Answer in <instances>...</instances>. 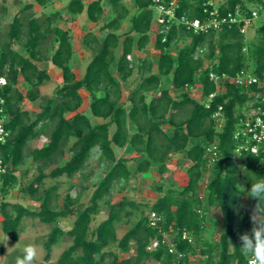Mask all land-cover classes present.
<instances>
[{
	"label": "trees",
	"instance_id": "obj_1",
	"mask_svg": "<svg viewBox=\"0 0 264 264\" xmlns=\"http://www.w3.org/2000/svg\"><path fill=\"white\" fill-rule=\"evenodd\" d=\"M31 1L13 15L5 31L0 30V76L6 79L0 86V100L4 101L5 128L9 131L7 140L0 144V160L6 166V171L0 175V191L5 195L15 185L16 169L30 157L38 163V173L22 190L39 205L29 209L19 202L2 201V231L17 241L23 217L52 224L41 241L45 260L50 258L52 246L60 238L71 237V244L60 253L56 264H148L149 260L162 264H246L238 237L250 230L251 223L248 214L238 210L240 200L246 197L238 186L247 188L256 179L264 178V168L258 165L255 155L235 153L239 142L234 133L240 120L246 118L244 110L249 96L242 86L228 80L217 84L209 73L233 76L241 69L251 68L255 76L264 81V23L257 27L261 42L252 45L249 55L244 52L242 22L223 24L218 30L207 33H193L172 25L165 34H155L154 47L159 51L156 64L141 57L135 66L133 48L142 50L150 41L152 0H133L137 12L130 16V28L122 40L116 30L129 15V9L122 0H106L111 15L98 28L100 33L106 32L100 37L91 30L82 35L81 42L92 51V57L83 75L77 78L69 64L73 55L69 30L53 23L61 19V14L55 11L42 18L34 16L31 12L34 2L45 5L51 0ZM103 3L104 0H91L87 4L83 0H69L66 9L71 15L84 11L88 21L97 22L104 13ZM250 3L257 13L264 10V0H225L218 5V11L224 15L238 7L250 15L252 8L247 5ZM202 8L198 0H178L176 15L202 19L206 15ZM5 10L4 6L0 7V13ZM179 40L183 41L182 47L176 45ZM14 43L19 49L13 47ZM43 45L47 46L44 51ZM117 47L121 51L115 57ZM174 47L177 48L173 53ZM49 51L51 54L45 55ZM44 59L57 67L61 77V85L56 86L50 96H42L39 90V86L50 79L46 70L39 69L35 63ZM134 74L139 76V81L124 98L122 82ZM163 77H169L168 86H162ZM20 80L24 91L20 89ZM195 86L199 88L198 99L188 92ZM220 86L225 88L224 92L219 91ZM82 89L89 96L91 115L102 119L101 122L92 124L80 110ZM170 89L179 92L172 96ZM210 94L213 96L208 100ZM23 99H40V110L34 115L23 110L20 107ZM66 113L71 115L66 116ZM220 118L223 123L218 126ZM42 137L45 140L40 147L28 149L31 139ZM210 145H215L213 160L208 155ZM115 148H125L137 156L117 157ZM92 150L98 152L105 164L104 174L87 205L77 213L72 226L64 230L59 221L74 213L73 206L79 196L73 195L75 188L69 186L60 208L58 185L45 187L44 180L62 175L73 177L86 166ZM175 152H183L189 163L187 180L177 194L170 189L150 206V211L162 218L160 231L151 227L147 215L143 214L118 238L115 223L122 215L130 217L139 207L126 198L111 203L106 218L90 229L93 215L100 211L101 204L108 203L106 197L115 183L125 182L133 173L146 172L157 163L158 170L164 172L166 160ZM66 154L68 158L63 161ZM131 159L136 160L134 171L127 165ZM52 163L55 165L46 173L44 168ZM207 166L210 177L204 201L199 182ZM247 200L253 207L255 201ZM203 203L220 209L218 246L203 236L207 218L206 208H200ZM126 207L131 210H125ZM161 231L170 233L171 243L180 257L170 253L169 244L165 242L156 250L146 249L152 238L161 239ZM183 231L190 233L194 241L182 238ZM131 241L135 243V252L130 256L120 257L107 250L111 243L117 242L120 252H128ZM3 253L4 247L0 245V257ZM195 253L199 254L196 263L190 259V254ZM20 255L22 253H18Z\"/></svg>",
	"mask_w": 264,
	"mask_h": 264
},
{
	"label": "rangeland",
	"instance_id": "obj_2",
	"mask_svg": "<svg viewBox=\"0 0 264 264\" xmlns=\"http://www.w3.org/2000/svg\"><path fill=\"white\" fill-rule=\"evenodd\" d=\"M69 0H51L45 5H39L37 3H33V7L31 8V12L34 16L42 18L44 15L53 13L55 11L61 14V19L55 20L53 23L62 26L64 28H68L69 34L71 37V44L73 49V55L69 61L72 71L75 73L76 77L79 78L83 75L85 67L89 60L92 57V51L86 48L82 42V35L91 30L96 32L97 36L100 37L104 32L100 33L98 28L106 22L111 15L110 7L108 2L104 0V13L102 17L97 22H90L87 20L85 12L83 11L77 15H71L67 12V4ZM91 0H83L84 3H88ZM216 4L223 3L225 0H214ZM27 2H32L31 0H0V7L4 6L5 11L0 13V30L5 31L8 23L12 20L13 15ZM123 4L129 9V15L121 21V26L116 32L121 35L120 40H122L123 35L130 28V16L137 12L133 4V0H122ZM253 10H255L253 5L247 4ZM63 18V19H62ZM264 23V10L257 13V16L251 20V22L243 29L241 32L244 36V52L246 55H249V50L253 44L261 42L259 40V35L257 32V27ZM155 30L156 24L152 20L151 29L149 32L150 41L142 50H136L133 48L132 53V63L137 66L139 63L138 60L141 57H146L151 60L154 65L157 62V58L159 55L158 49L154 47L155 40ZM177 47L183 46V41L179 40L177 42ZM44 46V45H43ZM15 49H19V45L17 43L13 44ZM45 47L42 48L44 51ZM173 48V53L176 52V48ZM120 47L114 49V55L117 57L120 53ZM206 48H204V52ZM51 51L45 52V55L49 56ZM208 61L204 60V63L207 64ZM247 62H250L249 60ZM49 63V61H48ZM47 63V64H48ZM51 66L50 73H54L53 70H56L57 67L52 63H49ZM42 65H45L42 63ZM153 65V66H154ZM155 69V66H154ZM251 70V68H249ZM169 77L162 78V86H168ZM139 81V76L134 74L129 77L127 80L122 82L123 88V97L130 93V91L137 85ZM219 81H223L222 79ZM219 84V82H218ZM61 85V82L57 80H48L39 86L40 94L42 96H50L53 94V91L56 86ZM225 88L220 86L219 91L224 92ZM179 91L171 90L170 93L172 96L178 94ZM189 94L192 97L199 98V88L198 86L191 87L188 89ZM81 94L83 96V101L80 106V110L83 111L89 118L92 124L101 122L102 119L98 117H94L91 115L88 105H89V96L87 95L85 90H81ZM149 98V96H148ZM125 102V100H124ZM125 104H128L126 102ZM22 106V105H21ZM31 115H34L36 112L40 110V99L31 102L26 107ZM71 113H66V116H70ZM222 118L218 120L219 124L222 123ZM167 126L165 125L164 128ZM45 137L40 139L35 138L31 139L28 142V149H32L35 147H39L43 144ZM73 141V138L70 139V142ZM115 155L117 157L121 156H129L133 158L137 156L135 153L130 152L125 148H115ZM68 158V154H66L63 158L65 161ZM188 162L183 157V152H175L172 153L165 162L166 169L164 172H160L158 170V163L155 166L151 167L150 170L143 173H133L125 182L115 183V185L111 188V192L106 197L108 203L101 204L100 211L93 215L90 222V229L95 228L99 222L106 218L109 205L111 203L118 202L122 198H126L127 200L135 201L139 207L138 209H134L130 217H126L122 215L120 220L115 223L116 234L117 237L120 238L125 231L132 226L134 222H136L141 215H147L150 212V206L156 200L157 197L161 196L168 190H172L174 194H177L184 186L187 180V167ZM55 165V163L47 164L44 168L46 173ZM128 167L131 171H134L136 160L131 159L127 162ZM38 163H34L30 157H26L15 171V175L17 177V181L15 185L8 189L7 194H2L0 191V203L2 201L8 202H19L20 204L28 207L29 209H35L38 207L39 202L31 200L28 195L23 192L22 187H24L34 176L38 173ZM105 171V164L100 160L98 156V152L96 150H92L91 157L88 159L86 166L79 172H77L73 177L69 178L65 175H62L57 178L47 177L44 180V186L48 187L52 184L58 185V193L59 197L57 199L58 207L62 208L63 197L67 193L69 186L73 185L75 189L72 190L73 195L79 196V201L75 203L73 206L74 213L67 215L59 221V226H61L64 230H68L77 215V213L83 209L90 198L92 191L94 190L96 184L101 179L102 175ZM210 177V167L207 166L206 169L203 170L202 177L199 182V192L200 196L204 199L206 195L205 186ZM205 201V199H204ZM206 208V221H205V230L203 232V236L206 239L211 240L218 246L219 235L221 232V214L220 209L216 206H209L205 203L200 205V208ZM252 209V205L247 200L246 197H243L240 200L238 210L248 214L250 217V211ZM125 210H131L130 207H126ZM66 220V221H65ZM65 221V222H64ZM250 221V219H249ZM52 224H45L39 221L38 218L31 217H23L21 220V232L17 241H13L10 237L7 242V247L3 244L4 232L1 229V220H0V245L4 247L3 256L0 257V264H15L16 257L18 253H22L23 247L28 243H35L39 246L40 249V258L38 260V264H56V260L60 253L66 249L71 244V237L63 236L58 240V242L52 246L50 259L47 261L44 259L45 250L43 249L41 241L45 237V235L50 231ZM175 232L172 233V235ZM168 238V235H167ZM192 238V242H193ZM217 249V248H216ZM108 251L116 252L120 257H127L135 252V243L131 241L130 250L128 252H120L117 247V242L111 243L107 247ZM215 255L218 254V251L215 250ZM199 254H190V259L193 260L194 263L198 261ZM107 262V261H106ZM108 264V263H104ZM148 264H162L155 260H149Z\"/></svg>",
	"mask_w": 264,
	"mask_h": 264
},
{
	"label": "built area",
	"instance_id": "obj_3",
	"mask_svg": "<svg viewBox=\"0 0 264 264\" xmlns=\"http://www.w3.org/2000/svg\"><path fill=\"white\" fill-rule=\"evenodd\" d=\"M202 3V10L205 13V17L189 18L187 15H176V8L178 7V0H152L150 5L153 11V22L156 24L155 34L166 33L170 30L172 25L177 27L182 26L186 30L193 33H207L211 30H218L223 24L243 23L241 32L251 22L253 18L257 16L256 10H251L248 15L244 10L236 8L235 11L226 12L221 15L218 11V5L214 0H198ZM162 40H165L163 36ZM209 76L217 84L219 80H228L230 83L242 86L244 91L249 96L250 100L247 104V109L244 110L246 118L241 119L237 124L234 137L238 140V145L235 148V153L244 154L251 153L258 158V165L264 168V81L255 76L252 70L249 68L241 69L233 76H227L226 74L216 75L210 72ZM6 83V79L0 76V86ZM213 96L210 94L208 100ZM4 101L0 100V144H3L9 137V131L5 128V121L7 115L4 110ZM218 113L215 114L217 116ZM223 123V120H222ZM219 124L218 126L222 125ZM208 155L213 160L215 155V145L207 147ZM6 171V166L0 160V175ZM148 224L161 230L162 218L155 211H150L147 214ZM173 233V231H171ZM161 239L158 237L152 238V240L146 246L147 250H156L161 243H168V251L175 253L177 257H180V253H176V249L171 243V235L167 231H161ZM168 235V238H167ZM182 238H187L189 242H192L193 236L183 231ZM247 264V261H246Z\"/></svg>",
	"mask_w": 264,
	"mask_h": 264
},
{
	"label": "clouds",
	"instance_id": "obj_4",
	"mask_svg": "<svg viewBox=\"0 0 264 264\" xmlns=\"http://www.w3.org/2000/svg\"><path fill=\"white\" fill-rule=\"evenodd\" d=\"M238 188L245 193L246 198L255 201L249 217L251 228L238 237L240 252L247 258V264H264V178L251 182L250 187L240 185ZM8 240L9 237L4 234L2 245L7 247ZM232 247L235 249V246ZM39 258V246L28 243L23 247L22 255L16 257L15 264H38Z\"/></svg>",
	"mask_w": 264,
	"mask_h": 264
},
{
	"label": "crops",
	"instance_id": "obj_5",
	"mask_svg": "<svg viewBox=\"0 0 264 264\" xmlns=\"http://www.w3.org/2000/svg\"><path fill=\"white\" fill-rule=\"evenodd\" d=\"M63 19V18H62ZM62 27V26H61ZM62 28H64V27H62ZM66 29H68V28H66ZM70 35V34H69ZM48 59H44V60H39V61H35V63H36V65H37V67L39 68V69H45L46 70V72L48 73V75L50 76V80H52V79H54V80H57L58 82H61V77H60V73L57 71V70H53L54 71V73H50V71H51V66H50V61H49V63H48ZM42 63H44L45 65H42ZM48 63V64H47ZM85 71V70H84ZM80 78V77H79ZM19 85H21L20 86V89L21 90H23L24 91V87L22 86V80H20V82H19ZM35 101V100H34ZM34 101H30V100H28V99H23V101L21 102V105H20V107L23 109V110H26V111H28L26 108H23V106L24 107H26V105L28 106L31 102H34ZM29 112V111H28ZM30 113V112H29ZM40 147V146H39ZM0 220H2V218H1V216H0ZM66 221V220H65ZM64 221V222H65ZM61 227V226H60ZM62 228V227H61ZM63 229V228H62ZM50 259V258H49ZM48 259V260H49ZM47 260V261H48Z\"/></svg>",
	"mask_w": 264,
	"mask_h": 264
}]
</instances>
